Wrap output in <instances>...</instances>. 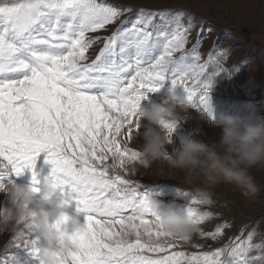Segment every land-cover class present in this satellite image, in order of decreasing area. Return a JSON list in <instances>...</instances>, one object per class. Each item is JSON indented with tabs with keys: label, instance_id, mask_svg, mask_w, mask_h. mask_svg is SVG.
I'll use <instances>...</instances> for the list:
<instances>
[{
	"label": "snow or ice",
	"instance_id": "1",
	"mask_svg": "<svg viewBox=\"0 0 264 264\" xmlns=\"http://www.w3.org/2000/svg\"><path fill=\"white\" fill-rule=\"evenodd\" d=\"M132 11L108 0H0V192L17 186L13 175L30 171L39 195L37 158L46 153L52 167L44 183L85 221L74 218L69 234V215L55 220L74 245L57 254L61 264H264V240L254 229L226 237L225 221L206 230L216 215L177 189L199 239L222 241L185 250L151 210L158 193L127 178L135 170L126 162L140 158L132 142L141 102L179 88L191 110L212 120L213 82L231 74L225 52L202 56V27L189 48L191 18L140 8L123 19ZM177 125H161L169 143ZM20 231L10 235L13 250L0 264H46L47 244L35 226L26 221Z\"/></svg>",
	"mask_w": 264,
	"mask_h": 264
},
{
	"label": "rangeland",
	"instance_id": "2",
	"mask_svg": "<svg viewBox=\"0 0 264 264\" xmlns=\"http://www.w3.org/2000/svg\"><path fill=\"white\" fill-rule=\"evenodd\" d=\"M108 2L133 10L126 13L123 19L134 17L140 8L180 12L185 22L189 18L193 21L189 48L196 42L197 32L202 27V46L199 49L202 56L206 58L210 50L226 53L224 66L231 74L217 77L210 91L214 119L210 120L207 116L201 118V114L191 109L184 113L186 122L177 125L171 142L166 145L169 153L191 139H199L206 143L218 142L221 128L217 122L222 114L240 118L264 117V0H108ZM212 71L214 68L210 67L208 72ZM175 93L178 97L183 95L182 89L179 88ZM168 94L167 87L156 94H149L148 98L141 102L140 108L160 103ZM145 125L146 121L140 122L132 142L138 149L144 142ZM45 157L46 153H41L37 158L36 171L41 181L37 186L40 189L52 167L50 163L45 162ZM250 174L254 177L257 188L255 193L243 194L242 190L234 185L223 183L211 190V203L206 207L217 218L204 225L206 230H212L215 225L227 221L231 224V229L228 230L226 237L234 235L243 226L247 230H255L256 240H264V166L253 167ZM26 175L32 176V173L26 171L24 175L14 176L15 184L18 185L21 177ZM127 178L136 181L148 192L158 193L156 199L162 204L163 210H174L182 215L187 201L177 195V189L195 195V188L202 186L198 179L193 183L186 182L184 173L170 169L162 163H154L147 169L138 168L134 175ZM25 184L32 186V181H25ZM9 202L8 197L1 207H10ZM71 205L73 209L67 207L66 213L82 225L85 222L84 214H77L75 204ZM64 227L71 234L75 226L69 221ZM11 234L10 228L0 225V255L13 250L6 247ZM219 243L222 241L216 243L205 241L194 234L192 239L182 246L191 252L197 250L193 247L195 244L216 247Z\"/></svg>",
	"mask_w": 264,
	"mask_h": 264
},
{
	"label": "clouds",
	"instance_id": "3",
	"mask_svg": "<svg viewBox=\"0 0 264 264\" xmlns=\"http://www.w3.org/2000/svg\"><path fill=\"white\" fill-rule=\"evenodd\" d=\"M189 110L190 105L171 91L162 102L140 108L139 122L146 121L144 142L139 148V160L127 161L128 167L136 171L162 163L184 173L188 183L198 179L202 186L195 188L194 196L205 204L211 203V190L222 183L234 185L243 194L255 193L257 188L250 169L264 166V117L240 118L222 114L217 122L221 128L218 142L191 139L169 153L166 150L169 137L161 125L186 122L183 114ZM8 195L11 206L0 207V225L22 235L21 225L30 221L47 244L46 264H61L57 254L71 250L74 245L71 236L55 227V220L67 214V206L57 198L51 182L43 184L39 195L31 186H16L8 190ZM150 207L160 217L162 231L169 236L189 242L197 233L198 225L190 216L163 210L156 200L151 201ZM69 220L76 226L74 217L69 216Z\"/></svg>",
	"mask_w": 264,
	"mask_h": 264
},
{
	"label": "bare ground",
	"instance_id": "4",
	"mask_svg": "<svg viewBox=\"0 0 264 264\" xmlns=\"http://www.w3.org/2000/svg\"><path fill=\"white\" fill-rule=\"evenodd\" d=\"M224 1V0H223ZM259 3V2H258ZM185 5V4H184ZM261 34V33H260ZM231 87V86H230ZM239 91V90H238ZM243 104V103H242ZM241 110V109H240ZM243 110V109H242ZM213 112V111H212ZM224 112V111H223ZM46 169V168H45ZM46 171V170H45ZM41 173V172H40ZM24 175V174H23ZM40 177V176H39ZM14 178V175L12 177V179ZM14 180V179H13ZM25 181H32V176L31 175H26L21 177V181H18V185L17 186H29L27 184H25ZM21 183V184H20ZM9 195L0 192V207L4 204V202L8 199ZM10 199V197H9ZM10 206H11V201L9 202ZM70 208L73 209V205L69 206Z\"/></svg>",
	"mask_w": 264,
	"mask_h": 264
}]
</instances>
